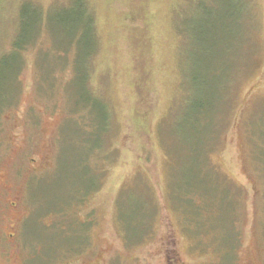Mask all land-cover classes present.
<instances>
[{
    "label": "rangeland",
    "instance_id": "rangeland-1",
    "mask_svg": "<svg viewBox=\"0 0 264 264\" xmlns=\"http://www.w3.org/2000/svg\"><path fill=\"white\" fill-rule=\"evenodd\" d=\"M0 264H264V0H0Z\"/></svg>",
    "mask_w": 264,
    "mask_h": 264
},
{
    "label": "trees",
    "instance_id": "trees-1",
    "mask_svg": "<svg viewBox=\"0 0 264 264\" xmlns=\"http://www.w3.org/2000/svg\"><path fill=\"white\" fill-rule=\"evenodd\" d=\"M151 38V37H150ZM152 39V38H151ZM142 40V39H141ZM150 40V39H149ZM133 41H134V43H138L139 45H141V41L139 42L138 41V38H136V37H134V39H133ZM150 44H151V40H150ZM142 46L145 48L144 50H146V51H149V54H150V58H152V56H151V54L153 53V50L151 49V47H152V45H150V49H149V47H148V39H146V40H143L142 41ZM19 47V46H18ZM140 50V47H137L136 48V50ZM147 55H145L144 54V56L143 57H146ZM150 58H148V61H149V63H148V65H150L152 68H154L153 66H154V64H152L153 62V59H151L150 60Z\"/></svg>",
    "mask_w": 264,
    "mask_h": 264
}]
</instances>
